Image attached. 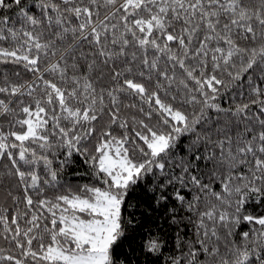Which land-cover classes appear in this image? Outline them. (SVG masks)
<instances>
[{
	"label": "snow or ice",
	"instance_id": "snow-or-ice-1",
	"mask_svg": "<svg viewBox=\"0 0 264 264\" xmlns=\"http://www.w3.org/2000/svg\"><path fill=\"white\" fill-rule=\"evenodd\" d=\"M0 264H264V0H0Z\"/></svg>",
	"mask_w": 264,
	"mask_h": 264
}]
</instances>
